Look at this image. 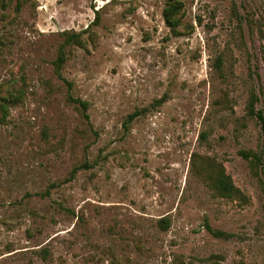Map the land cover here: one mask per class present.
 Returning <instances> with one entry per match:
<instances>
[{"label":"rangeland","instance_id":"rangeland-1","mask_svg":"<svg viewBox=\"0 0 264 264\" xmlns=\"http://www.w3.org/2000/svg\"><path fill=\"white\" fill-rule=\"evenodd\" d=\"M181 1L0 0V264H264V0Z\"/></svg>","mask_w":264,"mask_h":264},{"label":"trees","instance_id":"trees-1","mask_svg":"<svg viewBox=\"0 0 264 264\" xmlns=\"http://www.w3.org/2000/svg\"><path fill=\"white\" fill-rule=\"evenodd\" d=\"M184 4L181 0H166L165 6L163 9V15L166 21L167 26L175 35H180V27L182 25V17L184 13ZM99 19V16H98ZM65 42L63 43L60 54L57 60L55 61L56 71L61 75L62 67L66 61L65 57V47L70 44L84 45V41L81 38V33H67ZM72 102L78 105L79 109L82 111L86 118H89V103L86 100H83L78 97L70 96ZM23 100V92L21 91H12L7 94L0 93V125L7 123L10 115V107L15 105ZM164 101V98L159 100V103ZM253 111V110H252ZM143 113V110H136L128 115L125 126L131 123L135 118L139 117ZM262 117L261 115H259ZM246 158L253 156L255 159L258 157L255 153L250 151L242 153ZM197 172L203 175L204 180L208 186L213 189L217 194L222 197L227 198H245L242 190L235 185L232 177L226 172L223 165L219 163L210 164L204 168L197 167ZM208 229L215 235L219 237H230L231 234L223 232L221 230L213 229L209 224H207Z\"/></svg>","mask_w":264,"mask_h":264}]
</instances>
